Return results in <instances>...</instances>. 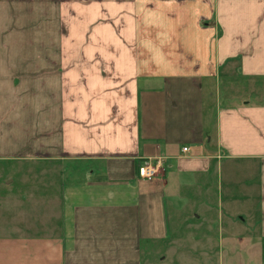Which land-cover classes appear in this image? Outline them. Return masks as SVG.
Segmentation results:
<instances>
[{
  "label": "crops",
  "instance_id": "0c3cea01",
  "mask_svg": "<svg viewBox=\"0 0 264 264\" xmlns=\"http://www.w3.org/2000/svg\"><path fill=\"white\" fill-rule=\"evenodd\" d=\"M0 162V264H264V0H0Z\"/></svg>",
  "mask_w": 264,
  "mask_h": 264
},
{
  "label": "built area",
  "instance_id": "2783aa9c",
  "mask_svg": "<svg viewBox=\"0 0 264 264\" xmlns=\"http://www.w3.org/2000/svg\"><path fill=\"white\" fill-rule=\"evenodd\" d=\"M181 151H187L186 146L181 147ZM137 176L142 179H152L160 176L162 173L161 158L155 157L153 159L142 160L136 169Z\"/></svg>",
  "mask_w": 264,
  "mask_h": 264
},
{
  "label": "rangeland",
  "instance_id": "374dc122",
  "mask_svg": "<svg viewBox=\"0 0 264 264\" xmlns=\"http://www.w3.org/2000/svg\"><path fill=\"white\" fill-rule=\"evenodd\" d=\"M11 164L12 163L0 162V179L5 181L6 175L10 174V172H9L10 169L9 168L11 167ZM17 175L22 176L20 174H17ZM9 176L11 178L14 175L10 174ZM1 233H3V231H0V234ZM21 238H23V237H21Z\"/></svg>",
  "mask_w": 264,
  "mask_h": 264
}]
</instances>
